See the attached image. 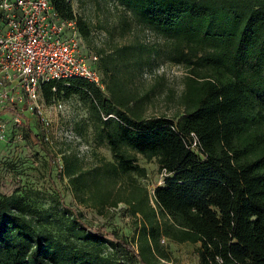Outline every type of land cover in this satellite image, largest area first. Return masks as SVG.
Wrapping results in <instances>:
<instances>
[{"label": "trees", "instance_id": "1", "mask_svg": "<svg viewBox=\"0 0 264 264\" xmlns=\"http://www.w3.org/2000/svg\"><path fill=\"white\" fill-rule=\"evenodd\" d=\"M50 2L83 39L93 34L68 0ZM113 2L110 37L138 26L162 42L136 35L98 49L101 85L75 77L41 86L46 103L78 96L111 158L84 166L75 148L60 159L42 148L79 205L102 213L123 203L134 234L94 225L61 199L37 207L0 191V264H167L165 239L198 243L199 264H264V0ZM161 54L185 68L172 115L149 113V94L134 87ZM137 154L163 173L151 190Z\"/></svg>", "mask_w": 264, "mask_h": 264}, {"label": "rangeland", "instance_id": "2", "mask_svg": "<svg viewBox=\"0 0 264 264\" xmlns=\"http://www.w3.org/2000/svg\"><path fill=\"white\" fill-rule=\"evenodd\" d=\"M73 11L85 18L93 34L83 39V49L86 55L98 53V49H109L114 43L122 44L138 37L147 44L160 43L162 39L148 30L133 26V31L120 37L113 31L112 37L106 29L117 24L120 7L113 0H68ZM185 68L175 64L161 54L150 68L144 69L141 77L134 80V87L140 92H147L150 97L149 113H165L172 115L178 110L177 95L182 88V76ZM60 101L65 110L60 112L54 104ZM9 116L3 119L9 122L10 135L5 141H0V191L5 194H20L37 207L57 206L58 200L78 207L85 219L94 225H104L107 229L131 237L134 234L133 218L126 212L123 203L114 208L97 212L90 207L79 205L73 197L65 177L59 179L56 174L55 161L48 163L45 147L51 155L60 159L61 153L74 150V146L52 136L45 140L44 134L63 123H71L87 143L88 149L82 156L81 163L89 166L101 158L110 159L111 153L104 144H96L93 140L90 126L86 122V108L77 95L68 98H56L46 103L41 113L23 115L20 124H14ZM27 125L28 131L24 125ZM20 130L18 138L16 131ZM26 132V133H25ZM26 135H25V134ZM139 164L146 167V176L140 181L149 190L162 183L163 173L157 167L156 159L146 160L137 154ZM169 251L167 264H199L196 249L198 243L174 242L165 239L163 242Z\"/></svg>", "mask_w": 264, "mask_h": 264}, {"label": "built area", "instance_id": "3", "mask_svg": "<svg viewBox=\"0 0 264 264\" xmlns=\"http://www.w3.org/2000/svg\"><path fill=\"white\" fill-rule=\"evenodd\" d=\"M96 59L84 52L75 22L61 18L50 0H0V141L11 128L3 116L20 124L23 115L42 112L43 83L80 77L101 85ZM54 108L63 112L65 105L57 101ZM15 134L21 137L20 130ZM52 136L73 145L79 156L87 152L69 122L44 134L45 140Z\"/></svg>", "mask_w": 264, "mask_h": 264}]
</instances>
